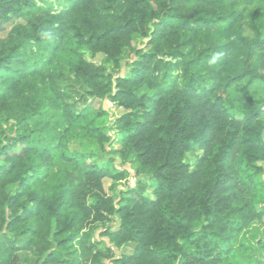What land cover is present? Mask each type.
<instances>
[{
  "label": "trees",
  "instance_id": "1",
  "mask_svg": "<svg viewBox=\"0 0 264 264\" xmlns=\"http://www.w3.org/2000/svg\"><path fill=\"white\" fill-rule=\"evenodd\" d=\"M2 33L0 264H264V0H0Z\"/></svg>",
  "mask_w": 264,
  "mask_h": 264
},
{
  "label": "rangeland",
  "instance_id": "2",
  "mask_svg": "<svg viewBox=\"0 0 264 264\" xmlns=\"http://www.w3.org/2000/svg\"><path fill=\"white\" fill-rule=\"evenodd\" d=\"M5 33L0 34V37H3ZM134 45H138L140 49L147 50V47L145 45H142L140 41H136L133 43ZM129 60L130 62L133 61ZM95 63H102L104 61L103 55H97L94 59H91ZM126 61H123L120 65V69L118 72H116V75L123 76L127 72V66L125 65ZM91 106L94 109H101L103 111H106L109 114V119L111 121H114L122 114L126 113V111L122 108L117 107L115 104L111 103L108 99H105L103 101H92ZM112 136H114V133H111ZM119 146L117 144L113 145L112 150L118 149ZM112 159L113 166L118 172H124L126 173V179L121 182H113L111 180H104V189L108 196L113 197L115 200H118L120 197L128 196L132 197L134 196L131 191L133 189H137L138 183H141L144 188V190L141 192L144 196L150 198L152 196V191L149 188V180L146 178H137L135 175V168L136 166H131L129 164L121 163V161L118 159V157L115 154H105L103 157V160H109ZM118 221L114 218L111 220V222L106 223L105 226H100L93 234V240L100 243V248L104 249L106 247H112L110 243L108 242V238L104 236L102 233L105 230V228L114 230L117 228ZM113 252L117 257L123 254H130L133 250V245L126 246L121 249L112 248ZM20 260H24L22 264H34V258L30 256H20Z\"/></svg>",
  "mask_w": 264,
  "mask_h": 264
},
{
  "label": "clouds",
  "instance_id": "3",
  "mask_svg": "<svg viewBox=\"0 0 264 264\" xmlns=\"http://www.w3.org/2000/svg\"><path fill=\"white\" fill-rule=\"evenodd\" d=\"M219 55H220V53H217V56H219ZM215 59H216V57H213L212 63H215Z\"/></svg>",
  "mask_w": 264,
  "mask_h": 264
}]
</instances>
